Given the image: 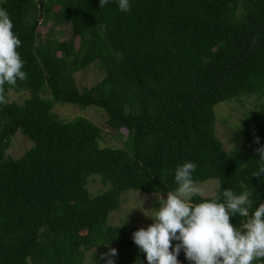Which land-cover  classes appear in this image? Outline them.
<instances>
[{
	"label": "trees",
	"instance_id": "1",
	"mask_svg": "<svg viewBox=\"0 0 264 264\" xmlns=\"http://www.w3.org/2000/svg\"><path fill=\"white\" fill-rule=\"evenodd\" d=\"M130 3L125 13L118 0L101 9L99 0L0 1L27 74L5 84L6 99L28 92L0 104V264H79L104 245L117 250L115 264H148L132 240L140 228L108 224V215L125 190L174 192L175 170L188 161L193 181L218 180L214 194L190 203H225L226 188L252 194L249 217L230 216L237 229L264 202V176H252L264 145V0ZM47 21L69 22V40L51 29L36 42ZM94 61L104 76L80 89L75 75ZM245 97L256 102L234 129L241 143L226 150L214 106ZM57 102L103 109L124 145L100 146L101 129L84 116L58 118ZM17 131L32 145L14 158L6 149ZM93 175L106 185L96 195L86 186ZM177 259L189 264L183 251Z\"/></svg>",
	"mask_w": 264,
	"mask_h": 264
},
{
	"label": "clouds",
	"instance_id": "2",
	"mask_svg": "<svg viewBox=\"0 0 264 264\" xmlns=\"http://www.w3.org/2000/svg\"><path fill=\"white\" fill-rule=\"evenodd\" d=\"M110 0H99L100 9ZM122 12L131 10L130 0H118ZM13 22L5 9H0V104H6L5 84L15 86L17 80L27 79L22 71L23 61L17 52L21 41L13 34ZM259 137L255 142L259 145ZM259 166L252 176H264V145L255 148ZM197 165L185 162L175 170L174 192H167L166 199L160 196L153 223L132 233L138 250L146 254L148 264H180L177 257L184 252L189 264H252L264 258V202L259 203L243 230L230 223V216L239 214L249 217V209L255 201L250 192L235 194L233 189H224L225 203L202 201L190 203L193 196L201 194L192 173ZM173 241H177L173 245ZM115 248L101 254L104 264H115Z\"/></svg>",
	"mask_w": 264,
	"mask_h": 264
},
{
	"label": "rangeland",
	"instance_id": "3",
	"mask_svg": "<svg viewBox=\"0 0 264 264\" xmlns=\"http://www.w3.org/2000/svg\"><path fill=\"white\" fill-rule=\"evenodd\" d=\"M1 1V0H0ZM40 30V34L36 37V42L44 41V33L46 35L53 29V36L59 40H69L71 35V26L69 22L50 26V22H46ZM76 43L78 40L76 38ZM104 69L101 68L99 62L94 61L86 67L80 69L76 75V82L80 89L83 87H90L104 76ZM45 94L49 98L50 94ZM7 99L22 101L28 96V92H9ZM256 102L254 97H245L240 100H223L214 106L215 111V130L218 138L222 141L226 150L232 149L235 144H240V138L234 134L236 124H239L240 116L246 109L251 108ZM55 115L64 120L72 119L77 116H84L96 124L101 129V138L99 139L100 146H117L122 147L123 139L119 136L107 122V114L105 111L95 105L77 106L73 103H55L53 107ZM32 142L20 131H17L11 138L9 146L6 149V155L14 158L21 156L30 146ZM194 184L203 189L202 195H211L217 191L218 180L210 178L205 181H193ZM90 194L96 195L106 188L102 184L98 175H93L88 178L86 184ZM162 196L159 193H145L136 189H128L123 191L119 197L118 207L113 209L107 218V223L111 225H128L137 226L139 228H147L148 225L153 223L152 219L148 216H154L159 206L158 200ZM148 215V216H146ZM111 246L104 245L103 248H92L85 252L84 260L79 264H104L101 259V254L108 252ZM112 248V247H111ZM131 264H143L142 261H136Z\"/></svg>",
	"mask_w": 264,
	"mask_h": 264
},
{
	"label": "water",
	"instance_id": "4",
	"mask_svg": "<svg viewBox=\"0 0 264 264\" xmlns=\"http://www.w3.org/2000/svg\"><path fill=\"white\" fill-rule=\"evenodd\" d=\"M162 197L166 199V197H167V192L162 193Z\"/></svg>",
	"mask_w": 264,
	"mask_h": 264
}]
</instances>
